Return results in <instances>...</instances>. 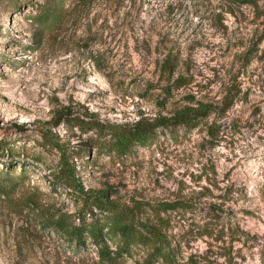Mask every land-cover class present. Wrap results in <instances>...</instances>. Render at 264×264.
<instances>
[{
	"label": "rangeland",
	"instance_id": "rangeland-1",
	"mask_svg": "<svg viewBox=\"0 0 264 264\" xmlns=\"http://www.w3.org/2000/svg\"><path fill=\"white\" fill-rule=\"evenodd\" d=\"M46 1L0 0V264H100L90 240L72 247L46 223V209L71 214L76 203L53 184L59 154L41 133L75 146L90 135L56 124L57 107L134 125L188 105L220 108L230 95L217 139L203 125L179 127L122 158L92 148L75 163L85 187L110 188L119 204L185 201L167 228L178 260L264 264V0H67L61 27L43 30L34 16Z\"/></svg>",
	"mask_w": 264,
	"mask_h": 264
},
{
	"label": "trees",
	"instance_id": "trees-1",
	"mask_svg": "<svg viewBox=\"0 0 264 264\" xmlns=\"http://www.w3.org/2000/svg\"><path fill=\"white\" fill-rule=\"evenodd\" d=\"M66 3L67 0H47L34 16L37 26L43 30L60 28L64 22ZM242 3L259 7V0H242ZM262 8L264 11V4ZM39 42L40 39L33 41L32 47L35 48ZM163 67L170 73L175 70L169 56L164 59ZM232 104L233 97L230 95L220 108L207 103L188 105L170 115L142 118L134 125L102 120L96 113L77 105H60L53 115L56 124L63 121L68 129L78 128L81 133L90 135L85 144L75 146L51 129H43L41 133L43 146L55 149L59 154L52 182L66 190L76 203L75 212L71 214L46 209L47 225L72 247H85L90 240L97 248L100 264H123L125 257L134 256V251L140 248L146 251V255L142 261L137 260L136 264H202L193 256L187 260H178L176 248L167 231L170 212L187 210L189 205L185 201L136 202L133 206L119 204L111 198L112 189L85 187L75 162L85 158L91 160L92 148L97 157L108 154L122 158L134 146H151L160 134L166 136L168 133L171 138L175 137L179 127L190 132L203 125L208 135L217 139L222 126L218 121ZM213 114L217 117L208 121ZM8 186L0 181V194H6ZM145 206L149 211L145 217H141V210ZM74 218H78L81 223H74Z\"/></svg>",
	"mask_w": 264,
	"mask_h": 264
}]
</instances>
